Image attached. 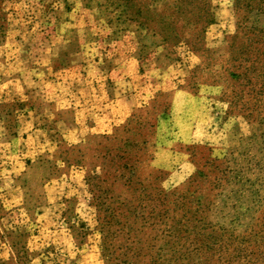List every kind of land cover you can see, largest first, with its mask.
<instances>
[{"label": "rangeland", "instance_id": "rangeland-1", "mask_svg": "<svg viewBox=\"0 0 264 264\" xmlns=\"http://www.w3.org/2000/svg\"><path fill=\"white\" fill-rule=\"evenodd\" d=\"M0 264H264V0H0Z\"/></svg>", "mask_w": 264, "mask_h": 264}]
</instances>
